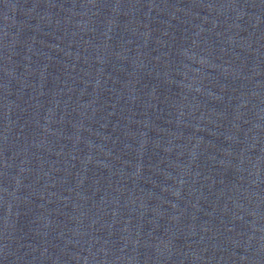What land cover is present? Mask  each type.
I'll use <instances>...</instances> for the list:
<instances>
[{
  "label": "water",
  "instance_id": "obj_1",
  "mask_svg": "<svg viewBox=\"0 0 264 264\" xmlns=\"http://www.w3.org/2000/svg\"><path fill=\"white\" fill-rule=\"evenodd\" d=\"M0 264H264V0H0Z\"/></svg>",
  "mask_w": 264,
  "mask_h": 264
}]
</instances>
